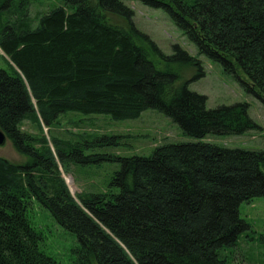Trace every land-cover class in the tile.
Segmentation results:
<instances>
[{"label": "trees", "instance_id": "1", "mask_svg": "<svg viewBox=\"0 0 264 264\" xmlns=\"http://www.w3.org/2000/svg\"><path fill=\"white\" fill-rule=\"evenodd\" d=\"M139 1L165 10L225 71L240 69L246 92L264 105V0ZM132 16L123 0H62L34 28L19 7L0 12V50L8 57V69L0 68V129L25 158L0 157V264L54 263L29 217L34 201L76 236L73 264H227L220 251L249 228L239 206L264 197L262 150L165 143L149 156L117 157L106 191L70 193L61 167L68 173V163L93 159L80 143L48 140L44 128L60 113L128 119L152 108L198 139L259 128L247 103L207 109L206 96L187 86L204 75L201 61L178 45L161 53ZM185 66L195 74L180 82Z\"/></svg>", "mask_w": 264, "mask_h": 264}, {"label": "rangeland", "instance_id": "2", "mask_svg": "<svg viewBox=\"0 0 264 264\" xmlns=\"http://www.w3.org/2000/svg\"><path fill=\"white\" fill-rule=\"evenodd\" d=\"M61 2L62 0H8L7 4L0 5V12L11 6L19 7L22 12L26 11L34 28L39 14L48 12ZM123 2L132 9V21L136 28L148 35L161 53L169 55L173 52V46L178 45L201 61L204 75L191 80L187 86L189 90L206 96L207 109L247 103V114L259 128L233 135L207 134L198 139L187 135L170 117L152 108L144 110L136 118L128 119H114L105 113H60L49 131L44 128L48 140L52 135L80 143L84 155L93 159L87 163H68V173L61 167L65 182L69 181L66 184L70 193L75 196L81 191H106L114 172L120 168L117 157L149 156L155 147L165 143L204 141L229 148L264 151V105L246 92L242 83L247 81L246 75L240 69L236 73L227 72L219 62L200 54L196 45L162 8L150 7L139 0ZM2 15L7 19V14ZM108 19L112 23L126 25V21L118 15L108 14ZM7 61L8 57L0 50V68L7 70ZM180 74V82L190 80L195 69L185 66ZM23 128L32 133L37 132L36 126L29 121H24ZM103 138L109 139V143L104 144L101 140ZM0 157L13 163L25 161L9 141L0 146ZM239 215L249 228L240 233L235 245L220 251V255L227 264H264V197L258 196L242 202ZM29 217L44 232L45 241L41 247L53 258V264H73L76 257L74 249L79 245L76 236L57 224L50 212L36 201L29 211Z\"/></svg>", "mask_w": 264, "mask_h": 264}, {"label": "water", "instance_id": "3", "mask_svg": "<svg viewBox=\"0 0 264 264\" xmlns=\"http://www.w3.org/2000/svg\"><path fill=\"white\" fill-rule=\"evenodd\" d=\"M7 141L5 133L0 129V146H3L5 142ZM68 180H66V183L68 184Z\"/></svg>", "mask_w": 264, "mask_h": 264}]
</instances>
